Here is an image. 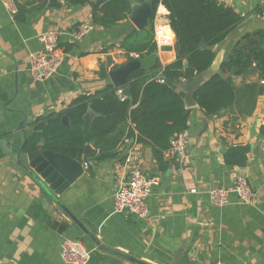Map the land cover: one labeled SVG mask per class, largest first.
<instances>
[{
    "label": "crops",
    "instance_id": "obj_1",
    "mask_svg": "<svg viewBox=\"0 0 264 264\" xmlns=\"http://www.w3.org/2000/svg\"><path fill=\"white\" fill-rule=\"evenodd\" d=\"M219 1L244 15L241 25L212 47L216 55L221 53L222 61L233 41L264 27V15L251 13L264 0ZM50 2L20 22L0 0V138L6 139L11 151L0 150V264H66L60 256L65 238L82 240L89 251L85 264H210L216 260L264 264V94L246 115L222 110L207 117L197 105L190 107L182 162L164 154L169 162L160 169L151 146L131 138L122 141L114 158L94 162L82 155L76 159L88 166L62 193L43 187L28 167L26 153L18 156L29 123L65 109L79 94L113 84L109 72L136 59L120 47L136 28L129 14L104 28L92 25L91 3L67 6L64 0H52L49 7ZM166 15L160 0L153 18L156 51L150 54L155 56L151 66L156 60L168 64L176 56L175 35ZM82 23L92 29L73 40L72 33ZM46 29L58 30L61 43L72 47L64 52L53 76L35 80L29 72V56L40 49L39 34ZM233 80L237 86L243 82L240 77ZM230 144L248 145L245 165L225 163L223 152ZM131 166L159 178L145 199V218L113 209L115 187ZM236 176L248 180L252 200L242 203L231 194L223 206L212 203L210 187L228 186ZM192 187L198 190L190 192Z\"/></svg>",
    "mask_w": 264,
    "mask_h": 264
},
{
    "label": "trees",
    "instance_id": "obj_2",
    "mask_svg": "<svg viewBox=\"0 0 264 264\" xmlns=\"http://www.w3.org/2000/svg\"><path fill=\"white\" fill-rule=\"evenodd\" d=\"M92 0H64L67 6H82ZM146 0H104L91 12V23L111 27L127 18L134 3ZM14 19L23 22L32 11H41L47 0H14ZM167 11L170 29L175 35V59L165 65L158 60L146 69L132 71L125 86H106L75 97L67 107L37 116L29 123L21 152L35 150L43 141L45 149L81 159L84 146L94 148L92 161L101 162L118 155V147L125 138L149 144L160 169L168 160L164 154L172 137L187 128L189 108L178 88L187 79L185 68L195 76L210 67L216 52L212 47L224 41L244 20V15L219 0H161ZM264 15V2L251 11ZM141 29H132L120 42L127 55L143 58L156 51L153 18ZM64 51L69 43H61ZM100 73H104L100 67ZM234 77L243 82L237 86ZM248 79V81H246ZM264 94V27L244 33L226 50L219 69L194 93L196 105L209 117L222 110L238 115L250 114L257 98ZM92 112L88 140L84 138V116ZM68 124L62 123V116ZM248 145L230 144L223 152L225 163L243 166L247 161ZM124 160V156L121 158Z\"/></svg>",
    "mask_w": 264,
    "mask_h": 264
},
{
    "label": "built area",
    "instance_id": "obj_3",
    "mask_svg": "<svg viewBox=\"0 0 264 264\" xmlns=\"http://www.w3.org/2000/svg\"><path fill=\"white\" fill-rule=\"evenodd\" d=\"M5 8L11 15L16 12L14 0H4ZM92 26L87 23L80 24L72 33V39L76 40L87 35ZM41 47L29 56V72L33 79L41 80L53 76L63 61L64 48L60 44V33L56 29H46L39 34ZM137 58V55H132ZM185 82L182 79L181 83ZM129 142L128 138L123 140ZM188 146V132L181 131L171 138L170 147L165 154L168 158L176 162H182L186 158V148ZM86 168L88 163L84 162ZM159 184V178L146 174L138 166H131L127 176L120 179L113 193V209L115 212L126 215H136L147 217V207L145 199L153 189ZM198 189L192 187L190 192ZM234 194L237 200L242 203H249L254 191L248 180L243 176H236L228 186H212L208 190V195L215 205L223 206L229 202V197ZM60 256L66 264H85L89 258V251L80 239L65 238L61 242ZM210 264H226L223 261H212Z\"/></svg>",
    "mask_w": 264,
    "mask_h": 264
},
{
    "label": "water",
    "instance_id": "obj_4",
    "mask_svg": "<svg viewBox=\"0 0 264 264\" xmlns=\"http://www.w3.org/2000/svg\"><path fill=\"white\" fill-rule=\"evenodd\" d=\"M104 0H92L90 3L94 9ZM147 1V0H146ZM145 1V2H146ZM160 0H150L148 4L142 2L139 8L132 6L129 13V18L137 29L145 27L147 21L152 12L156 10L157 5ZM52 0L48 4L52 7ZM155 60V56L148 55L143 58H136L129 61L125 65H121L109 72V77L111 78L115 86H125L128 77L132 71L139 67H150L152 62ZM221 63V53L217 54L214 61L207 69L199 72L195 76L189 74V68H185L187 73V79L185 82L180 83L178 88L184 94V103L187 108L196 105L194 100L195 91L211 76L213 75L220 66ZM129 88L124 87L123 92L128 93ZM92 112H88L84 116V138L88 140V134L90 130ZM62 123L67 125L68 119L65 115L62 116ZM6 145V146H5ZM0 150L3 154H8L11 151L8 150V143L5 138H0ZM222 150V149H221ZM94 152V148L86 143L83 150L84 156H90ZM21 153V149L18 151V156ZM27 165L38 176L39 182L47 189L48 192L52 191L54 193L60 194L66 190L71 185L75 184L84 172L82 164L74 158L68 157L61 153H54L44 148L43 143L39 142L37 148L31 152L26 153Z\"/></svg>",
    "mask_w": 264,
    "mask_h": 264
}]
</instances>
